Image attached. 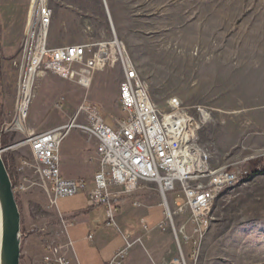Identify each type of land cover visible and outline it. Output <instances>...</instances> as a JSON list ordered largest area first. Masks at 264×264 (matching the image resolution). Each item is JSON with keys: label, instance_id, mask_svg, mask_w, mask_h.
<instances>
[{"label": "rangeland", "instance_id": "1", "mask_svg": "<svg viewBox=\"0 0 264 264\" xmlns=\"http://www.w3.org/2000/svg\"><path fill=\"white\" fill-rule=\"evenodd\" d=\"M50 7L49 46L50 42L79 46L116 38L156 108L166 111L168 102L177 99L199 121V111H204L207 118L201 121L198 137L211 155L213 169L241 168L245 173L250 161L264 159V0H51ZM29 8L30 0H0V110L11 146L25 139L9 129L14 128L17 111ZM120 80L108 66L95 73L86 91L76 83L40 73L24 128L42 133L68 125L87 93L96 95L99 113L113 129L114 120L123 115ZM80 142L97 155L95 141L77 129L68 133L62 145ZM10 152L29 188L17 203L21 264H39L50 236L56 234L49 231L58 221L54 210L63 213L87 198L85 194L60 198L51 208L29 148ZM89 165L88 171L95 163ZM81 174L85 173L74 169L67 176ZM177 195L180 191L166 197L171 212V220L166 221L167 231L173 238L176 232L181 240L192 226L188 211L177 213L175 203L183 204ZM161 213L165 218L164 206ZM211 215L205 234L194 238L195 245L184 246L186 264H264V176L222 192Z\"/></svg>", "mask_w": 264, "mask_h": 264}, {"label": "built area", "instance_id": "2", "mask_svg": "<svg viewBox=\"0 0 264 264\" xmlns=\"http://www.w3.org/2000/svg\"><path fill=\"white\" fill-rule=\"evenodd\" d=\"M50 1L30 0L22 45L17 111L14 128L9 129L21 133L25 139L6 149L0 147L1 154L27 146L33 155L37 175L48 194L49 206L55 209L58 199L85 194L90 209L105 208L107 227L116 226L115 201L131 197L142 184H153L162 197L165 220L160 228L166 231V220H171L166 197L180 191L181 195L177 198L182 199L183 204L175 203V208L178 214L190 213L192 229L181 240L174 232L178 257L170 264H186L184 246L188 243L195 245L194 238L205 234L211 225L216 198L242 181L243 170L211 167V155L200 144L198 137L201 121L206 120L207 115L200 110L199 121L177 99L168 102L166 111L156 108L146 84L116 38L109 42L50 47L48 39L53 18ZM108 66L121 77L118 100L123 115L114 120L113 129L106 126L87 93L68 125L42 133H30L24 128L35 78L40 73L57 76L89 91L95 73ZM25 88H28L27 91ZM15 125L22 127L16 129ZM4 126L0 137L7 134L8 129ZM73 129L97 144V156L91 161H96L98 168L89 181L66 179L61 172L60 148ZM28 190V185L19 175V185L13 189L15 196L19 197ZM60 224L66 227L69 221L60 218ZM50 237L44 247L41 264H70L65 255L67 245L61 240L62 234ZM136 244H141V240L125 238L124 246L106 264H124Z\"/></svg>", "mask_w": 264, "mask_h": 264}, {"label": "crops", "instance_id": "3", "mask_svg": "<svg viewBox=\"0 0 264 264\" xmlns=\"http://www.w3.org/2000/svg\"><path fill=\"white\" fill-rule=\"evenodd\" d=\"M72 45L50 42L52 48ZM88 98L96 107L99 106L96 95L89 94ZM96 156L89 153L87 146L81 142L72 147L62 145L60 158L63 177L91 180L97 171L98 163L93 161L95 165L88 171L89 164L93 163L91 159ZM74 169L85 174L69 178L67 175ZM155 189L156 191L152 184H142L131 197L115 201L113 205L117 212L114 228L106 226L105 208L90 209L87 201H78L77 205L64 210L63 213L54 210L58 221L49 231L62 234L61 240L67 245L65 255L70 264H106L124 246L125 238L140 239L141 244L132 247L124 264H170L177 257V247L172 234L160 228L165 218H162L161 213L162 197L157 188ZM172 199L174 198H170L171 204H174ZM60 218L68 219L69 224L63 227ZM89 236L93 239L89 240ZM42 259L43 253L39 264Z\"/></svg>", "mask_w": 264, "mask_h": 264}, {"label": "water", "instance_id": "4", "mask_svg": "<svg viewBox=\"0 0 264 264\" xmlns=\"http://www.w3.org/2000/svg\"><path fill=\"white\" fill-rule=\"evenodd\" d=\"M0 148V264H21V215Z\"/></svg>", "mask_w": 264, "mask_h": 264}, {"label": "trees", "instance_id": "5", "mask_svg": "<svg viewBox=\"0 0 264 264\" xmlns=\"http://www.w3.org/2000/svg\"><path fill=\"white\" fill-rule=\"evenodd\" d=\"M0 76H1V65H0ZM3 132V123L1 120V110H0V135ZM10 140L8 139L7 134H4L0 137V147L2 149H6L9 146H11L10 144ZM2 159L4 162V165L6 167V170L9 174V177L11 179L12 185H13V189L15 190L16 187L19 185V174H18V168L16 166L15 160L11 155L10 151H7L5 153L2 154ZM264 176V159L263 158H258V159H254L252 161H250L248 163V168L245 171V173L243 174V179L245 181L250 180L252 177L254 176ZM16 201L17 203H19V197H16Z\"/></svg>", "mask_w": 264, "mask_h": 264}, {"label": "bare ground", "instance_id": "6", "mask_svg": "<svg viewBox=\"0 0 264 264\" xmlns=\"http://www.w3.org/2000/svg\"><path fill=\"white\" fill-rule=\"evenodd\" d=\"M198 32V31H197ZM28 88H25V90L27 91ZM16 129H20L22 126L21 125H15Z\"/></svg>", "mask_w": 264, "mask_h": 264}]
</instances>
